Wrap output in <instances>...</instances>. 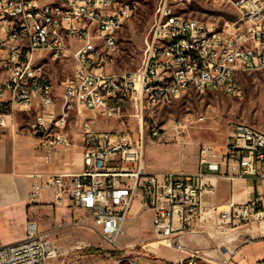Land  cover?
Returning a JSON list of instances; mask_svg holds the SVG:
<instances>
[{
    "label": "built area",
    "instance_id": "obj_1",
    "mask_svg": "<svg viewBox=\"0 0 264 264\" xmlns=\"http://www.w3.org/2000/svg\"><path fill=\"white\" fill-rule=\"evenodd\" d=\"M177 1L157 0L141 65L126 71L110 66L116 34L136 13L138 0H0V126L15 110L35 105L33 132L51 150L67 144L63 129L71 117L80 122V171L36 175L28 199L36 202L46 191L53 209L83 210L110 247L117 246L124 223L145 212L152 213L158 243L174 249L182 248L176 234L204 223L233 226L264 218L261 196L224 207L203 199L214 193L215 176L264 181V129L231 122L222 148L199 145V169L192 173L145 167L146 136L167 139L155 109L191 89L239 96V76L264 67V0H226L237 18L222 25L176 13ZM1 12H10V19H1ZM166 36H173V44H166ZM64 57L72 61L71 75L54 86L43 60ZM124 117L132 130L94 127L100 118L125 125ZM171 128L178 141L185 124L176 121ZM68 225L78 227L81 220L74 217ZM61 226L58 221L55 228ZM53 254L50 232L28 219L22 239L0 246V264H48ZM194 256L174 264H192Z\"/></svg>",
    "mask_w": 264,
    "mask_h": 264
},
{
    "label": "rangeland",
    "instance_id": "obj_2",
    "mask_svg": "<svg viewBox=\"0 0 264 264\" xmlns=\"http://www.w3.org/2000/svg\"><path fill=\"white\" fill-rule=\"evenodd\" d=\"M157 0H138L136 13L129 18L117 32V52L110 70H135L142 62L143 40L153 20V13ZM176 13L185 17L203 20L222 25L225 22L236 20V9L226 0H180L173 4ZM44 69L54 86L71 75L72 61L69 57L59 60L45 59ZM241 93L239 96H230L221 90L211 91L189 90L168 105L159 107L153 112L156 122L165 130L167 139L162 142L151 141L149 136L145 139L144 160L150 169L159 171H175L178 168H188L194 152L202 143H208L216 147L223 146L229 139V127L231 122L241 121L256 128L264 129V67L254 72L243 73L239 76ZM59 92V89H57ZM57 99V105H58ZM38 111L33 106L27 111L15 110L12 126L34 136L32 123ZM199 117L201 120H199ZM180 121L185 124L179 140H175L176 131L172 124ZM125 125H120L115 120L100 118L95 121L97 129H127L134 128L129 117H124ZM4 132L5 128L0 126ZM67 144L55 149H45L36 139L34 149L41 156L45 165H52L59 159L66 161L69 158L71 170L79 172L78 150L81 133L80 122L71 117L63 129ZM62 161V162H63ZM62 172L53 168L47 174ZM69 212L74 217L80 218L81 225L71 227ZM81 209L57 208L50 212V216L40 213V220L45 224L40 228L49 231L54 244V254L48 258V264H173L152 255L144 243L148 236L137 235L140 229L149 227V215L137 217L129 225L124 227L117 246L106 245L99 235L90 227V221L85 217ZM62 217V218H61ZM61 220V228H55ZM238 225H223L226 228L238 227ZM20 226L12 227L1 232L2 237H14L23 235ZM215 247V246H214ZM195 248L193 254L198 255ZM203 250L199 252L201 254ZM205 252V250H204ZM205 259L207 256H202ZM202 258H196L195 264H215Z\"/></svg>",
    "mask_w": 264,
    "mask_h": 264
},
{
    "label": "crops",
    "instance_id": "obj_3",
    "mask_svg": "<svg viewBox=\"0 0 264 264\" xmlns=\"http://www.w3.org/2000/svg\"><path fill=\"white\" fill-rule=\"evenodd\" d=\"M6 121L7 126L4 127V132L0 130V234L14 226H20L24 233L14 237L0 236V246L22 239L28 219L40 220L41 212L45 215L55 210L50 204V197L46 191L41 193L38 201L33 203L29 201L28 192L31 183L38 180L36 175H46L53 168L62 172L71 170L68 157L65 158L66 161L59 159L52 165L42 163L41 156L34 149L38 136L15 130L11 123L13 116L12 119L7 118ZM81 144L82 137L80 145L77 146L79 171L82 166ZM223 146L214 147L220 149ZM198 161L199 154L195 151L188 168L181 167L175 171L195 172L199 169ZM145 167L151 172L159 171L150 169L146 162ZM221 170L224 168L221 167ZM211 182L214 185V193L203 195L207 205L224 207L230 201L244 203L256 196L264 199V181L253 183L241 178L227 179L215 176L212 177ZM146 215H149L150 226L140 229L137 235L148 236L144 247L164 262L173 264L180 260L186 262L193 254L190 248L199 247V249H194L198 251V255L193 257L192 264L196 263V258L205 259L202 256H207L209 259L205 260L215 264H220L225 258L230 259L229 264H264V218L234 228H226L215 222L204 223L189 234H176L175 238L181 241L182 248L174 249L158 243L152 231V213L145 212L138 217ZM61 218L59 221L62 220ZM72 218L74 215L69 212V221ZM134 220L125 222L123 230ZM39 226L42 228L45 224L40 222ZM201 249L203 252L200 254Z\"/></svg>",
    "mask_w": 264,
    "mask_h": 264
},
{
    "label": "bare ground",
    "instance_id": "obj_4",
    "mask_svg": "<svg viewBox=\"0 0 264 264\" xmlns=\"http://www.w3.org/2000/svg\"><path fill=\"white\" fill-rule=\"evenodd\" d=\"M1 19H10V12H1ZM166 44H173V36H166Z\"/></svg>",
    "mask_w": 264,
    "mask_h": 264
},
{
    "label": "water",
    "instance_id": "obj_5",
    "mask_svg": "<svg viewBox=\"0 0 264 264\" xmlns=\"http://www.w3.org/2000/svg\"><path fill=\"white\" fill-rule=\"evenodd\" d=\"M41 133L40 132H38L36 135H40Z\"/></svg>",
    "mask_w": 264,
    "mask_h": 264
}]
</instances>
